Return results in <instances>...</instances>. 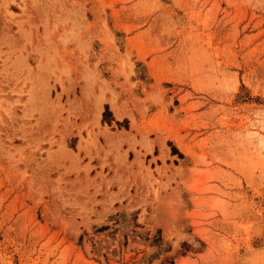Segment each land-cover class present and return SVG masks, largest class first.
Instances as JSON below:
<instances>
[{"label": "rangeland", "instance_id": "1", "mask_svg": "<svg viewBox=\"0 0 264 264\" xmlns=\"http://www.w3.org/2000/svg\"><path fill=\"white\" fill-rule=\"evenodd\" d=\"M0 264H264V0H0Z\"/></svg>", "mask_w": 264, "mask_h": 264}, {"label": "crops", "instance_id": "2", "mask_svg": "<svg viewBox=\"0 0 264 264\" xmlns=\"http://www.w3.org/2000/svg\"><path fill=\"white\" fill-rule=\"evenodd\" d=\"M102 113L100 112V117H101Z\"/></svg>", "mask_w": 264, "mask_h": 264}]
</instances>
